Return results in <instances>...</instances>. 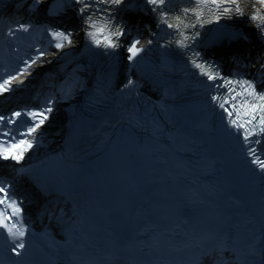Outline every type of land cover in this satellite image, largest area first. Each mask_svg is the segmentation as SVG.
Segmentation results:
<instances>
[{
  "label": "snow or ice",
  "instance_id": "6c2138e0",
  "mask_svg": "<svg viewBox=\"0 0 264 264\" xmlns=\"http://www.w3.org/2000/svg\"><path fill=\"white\" fill-rule=\"evenodd\" d=\"M74 3L78 5L76 11L81 17L84 34L92 43L110 50L120 48L121 38L128 31L126 22L118 18L122 8L130 6L125 4V0H74ZM145 3L150 6L152 12L156 13L158 24H165L168 28L177 30L178 36L181 37L174 41L164 40V45L171 46L172 43H176L179 47L188 50L191 49L192 37L198 36L199 32L193 31L192 35L185 34L181 30L182 26L191 27L194 30L197 24L203 27L206 23L204 19L206 8L214 9L211 19L215 22H219L222 17L233 18L245 15L243 0H192V6L181 7L179 12L169 10V0H145ZM27 7L33 12L39 11L41 7L46 12L53 11L50 5L43 4V0H31ZM251 7L253 10L249 13V22H257V28L264 34V12L261 11L264 8V0H253ZM188 13L193 14L191 18L188 17ZM32 28L33 25L28 22L15 25V29L24 32ZM45 30L55 38L56 49L63 50L66 44L74 43L73 29L46 27ZM9 33L15 34L12 28H9ZM154 37L155 33H152L144 39L148 45H152L157 42ZM142 38L137 35L127 44L129 61L135 62L137 57L145 51L144 47L140 46ZM47 55L46 51L38 47L35 57H29L23 61L14 74L0 79V95L8 93L12 89V82L25 72L34 70L33 66L39 67L48 63ZM191 55L190 62L199 69L200 74L214 82L213 88H219L221 84L227 86V96L221 98L219 94H216L212 96V99L228 112L232 126L238 132L243 129L242 135L245 142L259 145L261 140L258 137L264 136V79L248 78L239 74L226 76L218 70L217 65L197 59L201 53L192 52ZM255 65L257 77H264V55L256 58ZM136 83L133 78L129 77L123 87L134 88ZM233 84L239 87L233 88ZM258 85H260L259 88ZM54 104L55 100L49 98L44 106L17 109L7 115L0 114V161L20 162L24 160L25 153L37 143L39 130L50 120ZM234 109L239 110L234 112ZM242 115L246 117L243 121ZM21 117L29 119L25 122L21 120ZM18 120H20L19 127L7 126L16 125ZM247 151L251 157V163L264 174V157L258 154L257 148L249 147ZM20 171L22 172L23 169ZM12 188L13 185L10 182L0 180V230L3 231L5 238L11 241L10 250L20 256L23 254L21 250L25 249L24 238L28 232V225L24 222V208L15 193L11 191Z\"/></svg>",
  "mask_w": 264,
  "mask_h": 264
},
{
  "label": "bare ground",
  "instance_id": "6f19581e",
  "mask_svg": "<svg viewBox=\"0 0 264 264\" xmlns=\"http://www.w3.org/2000/svg\"><path fill=\"white\" fill-rule=\"evenodd\" d=\"M253 0H243V4L245 7V15L241 18L240 21V28L241 30H245L247 32H252L254 29L257 28L255 21L249 22V13L253 10L251 5H252Z\"/></svg>",
  "mask_w": 264,
  "mask_h": 264
}]
</instances>
